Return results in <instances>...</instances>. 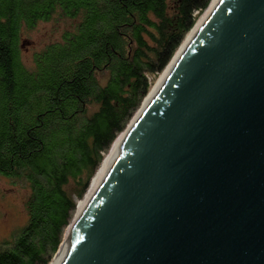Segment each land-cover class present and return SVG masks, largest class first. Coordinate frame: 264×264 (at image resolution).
Masks as SVG:
<instances>
[{"label":"water","instance_id":"obj_1","mask_svg":"<svg viewBox=\"0 0 264 264\" xmlns=\"http://www.w3.org/2000/svg\"><path fill=\"white\" fill-rule=\"evenodd\" d=\"M132 120L60 264H264V0H214Z\"/></svg>","mask_w":264,"mask_h":264},{"label":"trees","instance_id":"obj_2","mask_svg":"<svg viewBox=\"0 0 264 264\" xmlns=\"http://www.w3.org/2000/svg\"><path fill=\"white\" fill-rule=\"evenodd\" d=\"M212 0H0V175L29 187L0 264H49L117 136ZM69 22L23 57V33ZM67 22V23H68Z\"/></svg>","mask_w":264,"mask_h":264},{"label":"rangeland","instance_id":"obj_3","mask_svg":"<svg viewBox=\"0 0 264 264\" xmlns=\"http://www.w3.org/2000/svg\"><path fill=\"white\" fill-rule=\"evenodd\" d=\"M67 22L54 18L51 21L40 22L33 30L24 32L22 48L25 61L31 63L33 52L60 38L62 31L69 26ZM28 195L27 184L0 175V241L9 237L13 230L25 223L27 219L25 200Z\"/></svg>","mask_w":264,"mask_h":264},{"label":"bare ground","instance_id":"obj_4","mask_svg":"<svg viewBox=\"0 0 264 264\" xmlns=\"http://www.w3.org/2000/svg\"><path fill=\"white\" fill-rule=\"evenodd\" d=\"M214 0L211 1L209 7L211 6V4L213 3ZM209 7L206 9V11L209 9ZM205 11V12H206ZM204 12V13H205ZM204 13L199 17V19L197 20V22L200 20V18L204 15ZM196 22V24H197ZM195 24V25H196ZM194 25V26H195ZM194 28V27H193ZM192 28V29H193ZM191 29V31H192ZM190 31V32H191ZM190 32L186 35L185 39L187 38V36L190 34ZM184 39V41H185ZM183 41V42H184ZM182 42V43H183ZM182 45V44H181ZM180 48V47H179ZM178 51V50H177ZM176 51V52H177ZM174 57V56H173ZM172 60V59H171ZM171 62V61H170ZM169 62V63H170ZM169 65V64H168ZM168 65L166 66V68L163 70V72L158 76L157 80L155 81V83L153 84L149 94L147 95L144 103L141 105V107L138 109V111L135 113V116L133 118V120L136 119V117L140 114V112L143 110L147 100L149 99V97L151 96V94L153 93L154 89L156 88V86L158 85L161 77L163 76L165 70L167 69ZM132 120V122H133ZM130 127L129 126L128 128H126L123 132H121L117 138L114 140V142L112 143L109 151L105 154L101 164L99 165L97 171L95 172L91 182H90V185H89V188L87 190V193L85 195V197L83 199H81L77 205V209L75 211V214L70 222V224L66 227L65 229V232H64V235H63V240L60 244V247H59V250L57 251V253L54 255L53 259L51 260V262L49 264H60L61 260L64 258V256L66 255V253L68 252L71 244H72V241H73V238L75 236V231H76V226H77V220L79 219V216L80 214L82 213L83 209L85 208L86 206V203L88 202V200L91 198V196L94 194L104 172L106 171L107 167H108V164L115 152V150L117 149V147L119 146V144L121 143V141L127 136L129 130H130Z\"/></svg>","mask_w":264,"mask_h":264}]
</instances>
